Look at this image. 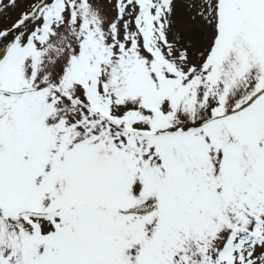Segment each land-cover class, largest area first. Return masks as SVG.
Masks as SVG:
<instances>
[{
  "label": "snow or ice",
  "instance_id": "snow-or-ice-1",
  "mask_svg": "<svg viewBox=\"0 0 264 264\" xmlns=\"http://www.w3.org/2000/svg\"><path fill=\"white\" fill-rule=\"evenodd\" d=\"M0 264H264V0H0Z\"/></svg>",
  "mask_w": 264,
  "mask_h": 264
},
{
  "label": "rangeland",
  "instance_id": "rangeland-1",
  "mask_svg": "<svg viewBox=\"0 0 264 264\" xmlns=\"http://www.w3.org/2000/svg\"><path fill=\"white\" fill-rule=\"evenodd\" d=\"M21 6H23V5H21ZM9 16L11 17V19L8 18ZM15 16H16L15 12H11L9 14H6L3 21H2L3 26H10V24H11L12 20L15 18Z\"/></svg>",
  "mask_w": 264,
  "mask_h": 264
}]
</instances>
